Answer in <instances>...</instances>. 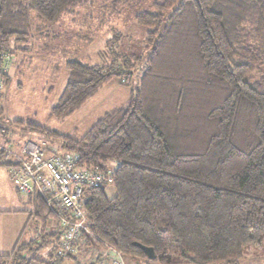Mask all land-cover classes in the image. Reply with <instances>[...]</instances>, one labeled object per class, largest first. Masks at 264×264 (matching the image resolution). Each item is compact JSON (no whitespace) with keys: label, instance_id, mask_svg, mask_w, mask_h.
<instances>
[{"label":"trees","instance_id":"1","mask_svg":"<svg viewBox=\"0 0 264 264\" xmlns=\"http://www.w3.org/2000/svg\"><path fill=\"white\" fill-rule=\"evenodd\" d=\"M123 1L137 0H0V83H9L1 59L26 41L31 12L53 23L69 6ZM139 1H150V11L133 18L146 29L148 54L126 105L81 137L29 126L78 154L86 168L119 163L112 197L103 189L85 193L90 235L80 236L77 250L109 247L132 264L150 261L142 248L155 264H238L249 248L264 253V0ZM123 58L116 70L66 62V85L50 116L68 118L114 77L129 82L133 73L122 68L137 59ZM1 100L0 92V124ZM9 166L0 151V167ZM28 200L37 235L19 240L0 264H44L38 255L57 239L46 232L43 200Z\"/></svg>","mask_w":264,"mask_h":264},{"label":"rangeland","instance_id":"2","mask_svg":"<svg viewBox=\"0 0 264 264\" xmlns=\"http://www.w3.org/2000/svg\"><path fill=\"white\" fill-rule=\"evenodd\" d=\"M138 1H123L116 5L95 3L69 6L53 23H47L35 13H30L31 30L26 41L14 45L12 55L1 59V70L9 79V83L6 86L0 83L1 105L4 110L0 124V145L8 144L13 150H17L26 142L39 146L43 143L48 146H60L54 139L46 138L45 134L30 131L29 126H38L59 135L81 137L106 113L126 105L139 82L148 54L144 49L146 29L137 25L133 18L135 13L150 11V1ZM114 37H118L117 42L111 43L114 48L107 46L108 41L114 40ZM112 51L119 53L121 58L114 59ZM122 54L133 55L137 59L133 61L134 67L129 70L122 68L133 73L129 82V77L125 75L114 77L104 83L68 118L59 121L50 116V110L56 105L66 85V62L77 61L100 67L109 65L116 70L117 65H123ZM14 121H20L22 124L15 128L11 125ZM103 190L108 197L113 196V188ZM20 207H24V218L28 221L26 232L29 233L37 228L34 207L32 204ZM47 210L50 216L46 232L55 235L52 232L54 224H48L53 222L55 217L48 207ZM19 221L21 219L18 214L11 218L0 217L2 224ZM23 239L28 240L26 237ZM56 244L57 239L46 244L47 252L44 250L43 256L38 255L39 258L44 259L46 254L48 257L51 255L50 259L55 257ZM107 248L109 247L88 248V260L96 261L100 258L103 264H111L114 256ZM78 251L73 256L77 255ZM122 260L126 264H132L123 256Z\"/></svg>","mask_w":264,"mask_h":264},{"label":"built area","instance_id":"3","mask_svg":"<svg viewBox=\"0 0 264 264\" xmlns=\"http://www.w3.org/2000/svg\"><path fill=\"white\" fill-rule=\"evenodd\" d=\"M4 144V143H3ZM10 181L18 196L39 197L55 217L52 232L57 234L54 256L66 258L76 253L82 234L90 235L83 209L88 190L113 188V176L119 163L111 162L104 170L80 164L75 152L46 143H25L17 150L0 145ZM78 245V246H77ZM114 256L111 264H126L119 252L107 248Z\"/></svg>","mask_w":264,"mask_h":264},{"label":"crops","instance_id":"4","mask_svg":"<svg viewBox=\"0 0 264 264\" xmlns=\"http://www.w3.org/2000/svg\"><path fill=\"white\" fill-rule=\"evenodd\" d=\"M26 204H31V203L27 198L18 196L16 194L13 185L10 181L7 168L0 167V217L11 218L12 216L18 214L21 219V221L19 222H9L10 224L0 223V256L11 255L17 242L19 240L25 241L23 239L24 237L28 238V240L35 238L36 228L33 231H30L29 233L26 232L28 221L24 218L25 217L24 207H20L21 205L25 206ZM52 241H53L52 239H49V243L50 242L52 243ZM40 255L43 256V252H41ZM46 255L43 257L44 259H42L44 261V264L52 263L53 260H51L50 257ZM89 258L90 257L87 252L78 251L77 255L71 256L70 259H66L62 261L60 264H65V262H71V264H103V261L100 258L97 259L96 261L88 260ZM8 264H13V263L9 261ZM135 264H155V263H153L150 260L147 262L139 261L136 262ZM238 264H264V253L261 250L249 248L245 251L243 255V259H241L238 262Z\"/></svg>","mask_w":264,"mask_h":264},{"label":"water","instance_id":"5","mask_svg":"<svg viewBox=\"0 0 264 264\" xmlns=\"http://www.w3.org/2000/svg\"><path fill=\"white\" fill-rule=\"evenodd\" d=\"M142 250L144 251L145 253V256L148 260H154V255H153V252L151 249H148V248H142Z\"/></svg>","mask_w":264,"mask_h":264}]
</instances>
